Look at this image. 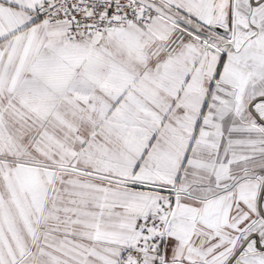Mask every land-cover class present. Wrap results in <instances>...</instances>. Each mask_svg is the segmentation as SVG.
I'll return each mask as SVG.
<instances>
[{
	"label": "snow or ice",
	"instance_id": "snow-or-ice-1",
	"mask_svg": "<svg viewBox=\"0 0 264 264\" xmlns=\"http://www.w3.org/2000/svg\"><path fill=\"white\" fill-rule=\"evenodd\" d=\"M0 264H264V0H0Z\"/></svg>",
	"mask_w": 264,
	"mask_h": 264
}]
</instances>
